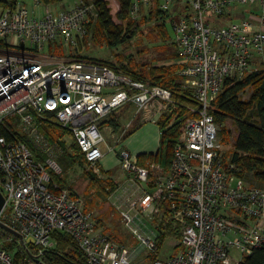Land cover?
<instances>
[{"label":"built area","instance_id":"1","mask_svg":"<svg viewBox=\"0 0 264 264\" xmlns=\"http://www.w3.org/2000/svg\"><path fill=\"white\" fill-rule=\"evenodd\" d=\"M173 5V64L195 107L188 108L192 116L185 118L167 168L156 161L138 164L128 150H115L119 140L106 145L100 122L130 104L142 124L167 129L179 110L171 92L95 61L53 53L54 48L69 52L85 37L93 4L76 0L56 16L48 8L43 14L28 11L18 2L0 7V132L13 129L24 138L0 134V222L24 242L4 231L0 264H14L2 249L9 243L24 252L19 264L31 261L27 252L41 261L55 245L53 232L71 237L85 264H239L264 248V187L237 176L231 157L219 153V127L211 115L226 80L240 81L257 70L254 58L264 54V0H131L128 15L168 13ZM245 6L250 10L242 12ZM234 9L243 17L229 18ZM221 17L228 22L217 26ZM49 45L51 53L41 55ZM50 124L77 144L97 177L104 157L100 146L115 154L124 178L108 199L133 244L122 245L102 232L69 190L50 188V173H61L56 160L62 153L41 131ZM163 235L177 245L161 259Z\"/></svg>","mask_w":264,"mask_h":264},{"label":"trees","instance_id":"2","mask_svg":"<svg viewBox=\"0 0 264 264\" xmlns=\"http://www.w3.org/2000/svg\"><path fill=\"white\" fill-rule=\"evenodd\" d=\"M62 1L38 0L40 5L44 7L59 4ZM72 1L75 2L76 0ZM83 1L86 4L90 3L89 0ZM15 2V0L0 1V7L9 6ZM91 2L95 8V13L93 12L89 23L85 25L86 37L80 43V46L86 45L90 40L96 46L104 45L109 49H116L136 35L139 30V23L144 24L147 22L153 23L152 27L155 31V36L160 38L162 42L161 46L165 47L163 43H167L171 39V29L168 23L170 19L169 13L155 9L153 12L147 14V17L140 16V18L132 19L128 15L131 0H117L118 10L115 13V18L118 23H114L106 1L91 0ZM234 10L231 12V16L233 14L234 18H229L238 19L243 17V13H237L239 11ZM51 49L52 46L49 45L47 50L51 52ZM176 56L175 51H173L169 56L167 55V58L170 59V66L157 67L151 65L140 66L131 55L127 56L123 54L115 55L114 63H101L96 60L82 58L101 63L114 72L123 73L133 80L168 89L172 94L173 100L178 104V117L173 124L164 129V126L159 123L160 139L158 152L156 154L139 156L137 158L138 164L142 165L147 160L156 161L167 168L172 158L173 147L183 128L185 118L192 116L188 113V108H194L195 101L192 97V92L182 85L180 78L176 75L178 67L173 64ZM246 90H250L251 93L244 98ZM114 114L115 112H112L104 118L100 126H110L115 132L120 130L121 123L119 122V118H116ZM211 115L219 127V142L232 146L231 162L234 163L239 171L235 172L236 175L254 179L258 185L264 187V70L253 71L240 81L226 80L222 91L211 104ZM13 131L12 129L11 134L2 129L0 134L7 140L24 141L23 137ZM41 131L49 143L54 144L57 142L62 150L61 155L56 160L61 173L59 175L50 173V188L55 184L59 190L67 189L71 196L76 197L75 191L72 187L67 186V181L62 174L68 170L69 166L74 164L78 166L85 165L84 155L74 141L69 144L68 148L58 141L65 134L61 128L50 124L41 127ZM69 151H72L73 154H70ZM107 175L110 176L109 181H107L108 187L103 192L104 195L101 193V195L97 196V199L101 198L102 202H104L106 194L115 188L110 173ZM89 177L91 181L94 180L93 183L98 184V189H101V182L91 175ZM96 204L101 205L100 202L90 199L87 205H85V209L93 210ZM97 219L99 220L98 225L102 226L103 223L100 222L99 217ZM5 235V232L0 229V238ZM51 237L55 241V245L41 256L43 264H85L81 250L71 237L61 232H53ZM2 249L12 256L14 264H19L22 261L24 252L15 243L4 245ZM239 264H264V248L254 250L250 255L244 257Z\"/></svg>","mask_w":264,"mask_h":264},{"label":"rangeland","instance_id":"3","mask_svg":"<svg viewBox=\"0 0 264 264\" xmlns=\"http://www.w3.org/2000/svg\"><path fill=\"white\" fill-rule=\"evenodd\" d=\"M0 1H12V0H0ZM15 1L20 3L21 5H23L28 11H32L34 13H36V11H38L40 14H43V12L45 11V8H48L50 13L53 16H56L58 13L68 9L69 6H71L72 2H73L72 0H63L59 4L44 7L43 5L37 6L35 4L34 0H15ZM104 1H106L108 4V8L110 9V14L113 17V22L118 23V21L115 18V13L118 10L117 0H104ZM183 1L184 0H182V2ZM89 2L92 3L91 0H89ZM154 10H152L151 12H153ZM176 10H177L176 5H173L172 10L168 12L169 15L172 16L173 15L172 13H175ZM246 10L248 11L250 9L247 6L241 8L242 12L246 11ZM149 13H147V14H149ZM237 13H241V12H237ZM147 14H141L138 17L139 18H140V16L141 17H147L148 16ZM255 14H259V11H257V13H255ZM231 17L234 18V15L232 14ZM227 22H228V18H226V17H221L218 20H216L217 26H224L227 24ZM168 23H169V20H168ZM152 25H153L152 22H147L144 24L139 23V30L136 33V35L132 39H130L128 42L122 44L121 46H119L116 49H109L104 45L96 46L90 40L88 41V43L86 45L80 46V43L84 40V38L86 37L85 36L83 39H80L77 42V44L74 48L69 50L70 53L67 51L65 52L63 50H59V49H55V48H54L55 50L53 53H54V55H56L58 57L66 58V55L68 54L70 56L74 55L75 58H77V59L88 58V59L96 60V61L101 62V63L102 62L114 63V56L117 54H123V55H127V56L131 55L132 58L134 59V61L140 66H145V65H151V66H156V67L157 66H170L169 65V64H171L170 59L167 58V55L169 56L173 51H175L174 45H171V44H173L172 43V36H171L170 41H168L167 43H163V44H165L164 45L165 47L161 46L162 42H161L160 38L155 36V31H154ZM262 31L264 33V27H263ZM57 44L58 43H56V45ZM49 53H51V52H49L47 49L40 52L41 55H45V54H49ZM254 59L255 60L253 61V63H256L255 68L257 70H260V69L264 70V54L261 57H255ZM250 93H251L250 90H246L244 92V97L249 96ZM126 107H127V105L119 108L117 111H115V114H114V116L116 118H119L120 123L123 121L122 125H123L124 130H123V128L122 129L120 128V130L115 132L112 127L108 126L110 133L103 131V135L105 137L106 145H112L113 140H115V141L119 140V142L121 141V143L115 147V150H118L119 148L125 147L124 142H123L124 141L123 137L127 134L126 137L128 138L132 134V133H130L133 130L132 127H134V124H132L133 119H132V121H131V119L129 120V116L131 115L130 112L125 111ZM129 109L132 111V107H129ZM121 113H122V115H121ZM125 121L127 122L126 124H124ZM136 121L134 123H136ZM101 122H100V124H101ZM127 124H130V125H129V127L126 128ZM147 124H149V123H147ZM146 126H152V128H154L153 135L154 136L157 135V129H156L157 126L155 127L152 124L146 125ZM127 129H129V130L126 133ZM142 137L143 136L139 135L138 137L133 138L132 143L134 145H140V144L143 145L145 140H143ZM122 139H123V141H122ZM60 142L63 143V145L66 148H68L69 144L72 141L68 137H63V138H61ZM155 143H156V141H155ZM157 147L159 149V143H157ZM100 149L102 152H104L106 150L105 145H101ZM67 150H69V149H67ZM218 151H219V153L223 154V156L225 158L228 159L231 157L233 149H232V146L230 144L220 143V148L218 149ZM69 152H70V154H73L72 151H69ZM157 152H158V150H157ZM111 155H113V157L115 159L109 164V169L111 170V172H109V173L111 175V179L114 178L113 182L116 186L118 184L116 181L123 180V177H122L123 172L121 171L119 164L116 163L117 161H116V156H114L115 154L111 153ZM59 156H58V158H59ZM88 174L101 182V185H100L101 189H98V184L93 183V181H94L93 179H92L93 181L90 180V177ZM62 176L65 177V179L67 181V186L72 187V189L75 191V193L77 195L76 197L81 201L83 212L85 214H90L91 218L92 219L94 218L96 221H99L97 219V217H99L100 222L103 223L102 226L101 225L98 226L99 229L104 230L105 233H108L110 235V237L112 238V240H114L117 243H120V244L126 245V246H130L131 244H133V242H131V240L129 238L128 233L124 229L120 218L118 217L117 213L115 212V210L112 208V206L110 204V201L108 199L110 193L106 194L104 202H102L100 200L101 198L97 199V196L101 195V193L103 194V192L107 189V187H108L107 181H109V178H110L109 175H106L105 173L102 172V177H97L92 171H90L87 168L86 165L78 166L77 164H74L72 166H69L68 170L65 171L62 174ZM120 177H122V178H120ZM250 180H251V182L248 180L247 181L249 183L254 184V185L255 184L258 185V183L254 179L253 180L250 179ZM258 186H260V185H258ZM90 199H93L94 201L100 202L101 205L96 204V207L93 210H90V209L86 210L85 205H87V202ZM172 240H170V239L165 240V235H163L161 238H158V248H159L158 250L160 251L158 253V255L161 256V259L166 258V256L168 254L173 253L175 251V246L177 244L175 241L173 243ZM28 264H34V263L30 261Z\"/></svg>","mask_w":264,"mask_h":264},{"label":"crops","instance_id":"4","mask_svg":"<svg viewBox=\"0 0 264 264\" xmlns=\"http://www.w3.org/2000/svg\"><path fill=\"white\" fill-rule=\"evenodd\" d=\"M129 105L130 104L127 105L125 111L126 112H130V114H131L129 116V120H130L132 118V116L134 115L135 111H134V106H132V105L129 106ZM129 107H132V111L129 109ZM121 115H122V113H121ZM135 121H136V123H134ZM122 122H121V126H122L121 129L123 128ZM140 122H141L140 121V115L133 116V123L132 124H134V127H132L133 130L130 132L132 134L128 138L126 137V135H127L126 134L123 137L124 141L122 139V141L124 142V146H125V147H122V148L126 149V150L128 149L129 152L132 153V154L131 153L130 154L136 159L139 156H141V155L156 154L157 150H158L157 143H159V138H160L159 137V130H158V127H156V125L152 124L157 129V135L154 136L153 135L154 128H152V126H146V125H151V124L150 123L149 124H147V123L142 124ZM126 123L127 122L125 121L124 124H126ZM100 129L102 130V132L103 131L109 132V127L108 126L107 127L106 126H103V127L100 126ZM129 129L126 130V133L128 132ZM123 130H124V128H123ZM139 135L143 136L142 138H143V140H145V142H144L143 145H141V144L140 145H134L132 143V139L135 138V137H138ZM155 141H156V143H155ZM114 159L115 158L113 157V155H111V153H107L106 150L104 151V157L99 161V168L106 175L109 174V172H111V170L109 169V164ZM116 161H117V159H116ZM116 163L118 164V161ZM122 177L124 178V175ZM122 177H120V178H122ZM116 182L120 183V182H122V180L116 181Z\"/></svg>","mask_w":264,"mask_h":264},{"label":"water","instance_id":"5","mask_svg":"<svg viewBox=\"0 0 264 264\" xmlns=\"http://www.w3.org/2000/svg\"><path fill=\"white\" fill-rule=\"evenodd\" d=\"M3 206H4V198H3V196H2V194L0 192V214L2 212ZM0 229L3 230V231H5V232H7V233H9V234H11V235H13L14 237H16L21 242L22 246H24V242L22 240V237L20 235H18L17 233H15L13 230H11L9 227H7L2 222H0ZM25 242L26 243H31L32 240L31 239H28ZM27 254H28L29 259L31 261H33L35 264H43L41 261L33 258L30 253L27 252Z\"/></svg>","mask_w":264,"mask_h":264}]
</instances>
